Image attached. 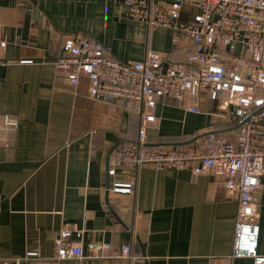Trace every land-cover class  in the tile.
Here are the masks:
<instances>
[{
  "label": "crops",
  "instance_id": "0c3cea01",
  "mask_svg": "<svg viewBox=\"0 0 264 264\" xmlns=\"http://www.w3.org/2000/svg\"><path fill=\"white\" fill-rule=\"evenodd\" d=\"M127 13L117 0H0V36L8 43L0 49V114L20 122L0 139V264L31 251L49 262L63 229L84 231L85 258L75 264H253L232 259L238 201L217 174L125 167L109 176L110 158L138 140L142 120L117 101L91 99L88 78L75 87L62 77L55 63L64 39L97 40L122 62L142 61L152 49L180 63L193 47L190 38L175 44L169 29L148 28ZM201 110L159 102L147 143L192 145L207 133L237 138V127L211 115L216 103L203 98ZM115 179L131 184V193L115 192ZM255 201L264 256V174ZM94 242L112 245L105 258H93Z\"/></svg>",
  "mask_w": 264,
  "mask_h": 264
},
{
  "label": "built area",
  "instance_id": "2783aa9c",
  "mask_svg": "<svg viewBox=\"0 0 264 264\" xmlns=\"http://www.w3.org/2000/svg\"><path fill=\"white\" fill-rule=\"evenodd\" d=\"M117 1L127 7L133 22L169 29L175 44L184 36L193 47L180 63H170L152 49L142 61L122 62L97 40L81 35L64 39L55 63L62 77L75 87L88 78L91 99L117 101L142 120L138 140L122 144L110 158L109 176L116 178L125 167L217 174L238 201L232 259L264 264L255 201L264 174V0ZM7 44L0 36V49ZM203 98L216 103L213 117L237 127L235 140L209 134L192 145L147 143V128L156 121L153 110L159 102L200 114ZM19 124L14 115L0 114V139L2 131L17 130ZM131 187L116 179L113 183L119 193H131ZM83 235L80 229H63L55 240V256L45 264L84 260ZM88 249L93 258L101 259L112 245L94 242ZM130 254L131 247L125 246L122 258ZM39 257L38 251H31L8 264H40L35 260Z\"/></svg>",
  "mask_w": 264,
  "mask_h": 264
},
{
  "label": "water",
  "instance_id": "95a60500",
  "mask_svg": "<svg viewBox=\"0 0 264 264\" xmlns=\"http://www.w3.org/2000/svg\"><path fill=\"white\" fill-rule=\"evenodd\" d=\"M29 31H30V19H27L26 22H25V28H24L23 36H22V39H23V41L25 43L28 42ZM209 134H213V133H207V134L201 135V136L197 137L196 139H194L193 141H191L189 144H192L195 141H197L198 139L203 138V137H205V136H207ZM154 146H156V145H154ZM111 154H112V152L110 153L109 156H111ZM108 189H110V183L108 185ZM107 203H108V200H107Z\"/></svg>",
  "mask_w": 264,
  "mask_h": 264
}]
</instances>
